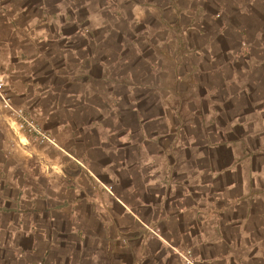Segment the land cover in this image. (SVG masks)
<instances>
[{
	"label": "rangeland",
	"instance_id": "374dc122",
	"mask_svg": "<svg viewBox=\"0 0 264 264\" xmlns=\"http://www.w3.org/2000/svg\"><path fill=\"white\" fill-rule=\"evenodd\" d=\"M0 76L51 140L0 105V264H168L264 185V0H0Z\"/></svg>",
	"mask_w": 264,
	"mask_h": 264
},
{
	"label": "crops",
	"instance_id": "0c3cea01",
	"mask_svg": "<svg viewBox=\"0 0 264 264\" xmlns=\"http://www.w3.org/2000/svg\"><path fill=\"white\" fill-rule=\"evenodd\" d=\"M258 170L256 176L264 173L263 168ZM254 184L237 192L227 191L222 206L212 205L207 210L202 208L200 219L194 222L196 230L193 226L187 227L183 246L174 245L169 239L154 233L150 238L158 243L155 255L161 253L160 258L169 261L168 264H173V260L177 264H187L183 259L187 254L190 264H264V185L253 187ZM218 195L223 197V191ZM132 217L136 223L147 228L135 215L132 214ZM137 239L140 241V238ZM143 240L133 248L141 250L138 255L145 257L144 249L149 244ZM159 261L162 263V260Z\"/></svg>",
	"mask_w": 264,
	"mask_h": 264
},
{
	"label": "built area",
	"instance_id": "2783aa9c",
	"mask_svg": "<svg viewBox=\"0 0 264 264\" xmlns=\"http://www.w3.org/2000/svg\"><path fill=\"white\" fill-rule=\"evenodd\" d=\"M4 82L0 76V105L12 113L10 128L18 135L19 141L28 143L29 140H37L40 143H51V140L42 132L41 128L21 109H16L3 97ZM183 259L190 264L189 254Z\"/></svg>",
	"mask_w": 264,
	"mask_h": 264
}]
</instances>
